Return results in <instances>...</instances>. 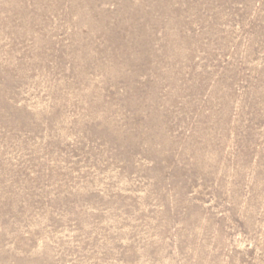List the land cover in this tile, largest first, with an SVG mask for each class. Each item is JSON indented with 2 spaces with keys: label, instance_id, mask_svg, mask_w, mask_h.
I'll return each instance as SVG.
<instances>
[{
  "label": "rangeland",
  "instance_id": "374dc122",
  "mask_svg": "<svg viewBox=\"0 0 264 264\" xmlns=\"http://www.w3.org/2000/svg\"><path fill=\"white\" fill-rule=\"evenodd\" d=\"M0 264H264V0H0Z\"/></svg>",
  "mask_w": 264,
  "mask_h": 264
}]
</instances>
